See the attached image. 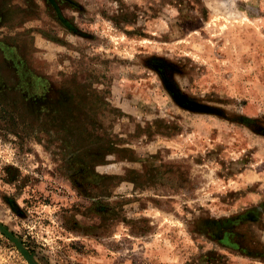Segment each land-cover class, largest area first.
Here are the masks:
<instances>
[{
	"label": "rangeland",
	"instance_id": "rangeland-1",
	"mask_svg": "<svg viewBox=\"0 0 264 264\" xmlns=\"http://www.w3.org/2000/svg\"><path fill=\"white\" fill-rule=\"evenodd\" d=\"M264 264V0H0V264Z\"/></svg>",
	"mask_w": 264,
	"mask_h": 264
},
{
	"label": "water",
	"instance_id": "water-1",
	"mask_svg": "<svg viewBox=\"0 0 264 264\" xmlns=\"http://www.w3.org/2000/svg\"><path fill=\"white\" fill-rule=\"evenodd\" d=\"M27 259L30 261L31 264H36L31 257L27 256Z\"/></svg>",
	"mask_w": 264,
	"mask_h": 264
}]
</instances>
